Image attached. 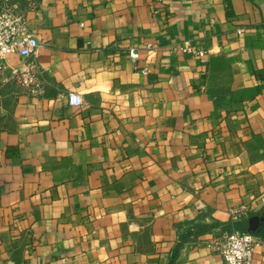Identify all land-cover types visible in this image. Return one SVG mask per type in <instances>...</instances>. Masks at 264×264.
Masks as SVG:
<instances>
[{"label":"crops","instance_id":"0c3cea01","mask_svg":"<svg viewBox=\"0 0 264 264\" xmlns=\"http://www.w3.org/2000/svg\"><path fill=\"white\" fill-rule=\"evenodd\" d=\"M0 4L43 44L44 85L7 59L0 264H223L233 212L264 220V0Z\"/></svg>","mask_w":264,"mask_h":264},{"label":"built area","instance_id":"2783aa9c","mask_svg":"<svg viewBox=\"0 0 264 264\" xmlns=\"http://www.w3.org/2000/svg\"><path fill=\"white\" fill-rule=\"evenodd\" d=\"M42 47L43 44L28 29L25 14L16 8L0 4V77L7 59L10 56H18L23 64L13 70L17 85L32 96L43 95L42 71L36 62V56ZM183 50L192 52L188 42L184 43ZM131 57L133 61L138 59L134 52H131ZM66 98L71 106L85 105L81 95L68 93ZM241 212L242 210L233 212L231 231L224 234L217 245L211 247V250L221 257L223 264H252L259 246L260 239L256 232L235 225L240 221Z\"/></svg>","mask_w":264,"mask_h":264},{"label":"water","instance_id":"95a60500","mask_svg":"<svg viewBox=\"0 0 264 264\" xmlns=\"http://www.w3.org/2000/svg\"><path fill=\"white\" fill-rule=\"evenodd\" d=\"M263 219H259L258 217L251 218L249 220V231L251 232H258L261 222H263Z\"/></svg>","mask_w":264,"mask_h":264},{"label":"trees","instance_id":"16d2710c","mask_svg":"<svg viewBox=\"0 0 264 264\" xmlns=\"http://www.w3.org/2000/svg\"><path fill=\"white\" fill-rule=\"evenodd\" d=\"M238 228H241V227H238ZM241 229H247V226L245 227H242ZM196 233H198L197 231H195ZM192 234H194V231H189L187 233H185L183 236H182V239H181V242L180 244L177 246V248L175 249V252H174V259L178 256L182 246H183V242L186 240L187 237L191 236Z\"/></svg>","mask_w":264,"mask_h":264}]
</instances>
